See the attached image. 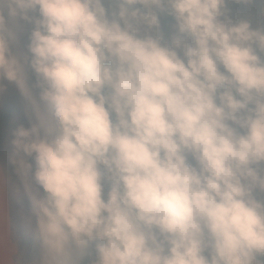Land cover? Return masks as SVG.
I'll return each instance as SVG.
<instances>
[{"label":"clouds","instance_id":"1","mask_svg":"<svg viewBox=\"0 0 264 264\" xmlns=\"http://www.w3.org/2000/svg\"><path fill=\"white\" fill-rule=\"evenodd\" d=\"M34 264H264V0H0V106Z\"/></svg>","mask_w":264,"mask_h":264},{"label":"rangeland","instance_id":"2","mask_svg":"<svg viewBox=\"0 0 264 264\" xmlns=\"http://www.w3.org/2000/svg\"><path fill=\"white\" fill-rule=\"evenodd\" d=\"M3 104H8L12 108V119L10 121V129L15 126L14 121L16 120L17 117H19L21 114L19 113L18 109V102L17 98L15 97V94H13L12 97L7 98ZM1 107V106H0ZM10 132V130H9ZM10 139V136L8 135L7 142L5 145L4 149V154L2 158L3 166L6 171L7 179H8V187H9V194L10 197L14 200H24L27 201L22 197L20 192L18 191L19 189V180L17 179H12L9 175L8 172L10 170L9 163H8V154H9V145L8 141ZM27 214H20L17 212L12 213V237L13 240L18 244L19 241L21 240H31L30 245H26L24 247V251L28 253V256L20 255L17 256L16 260L18 264H34V262L37 260L39 256V247L38 244L31 238L30 235H28L25 231L24 227V216Z\"/></svg>","mask_w":264,"mask_h":264},{"label":"water","instance_id":"3","mask_svg":"<svg viewBox=\"0 0 264 264\" xmlns=\"http://www.w3.org/2000/svg\"><path fill=\"white\" fill-rule=\"evenodd\" d=\"M18 244L12 237V211L8 179L0 163V264H18Z\"/></svg>","mask_w":264,"mask_h":264},{"label":"trees","instance_id":"4","mask_svg":"<svg viewBox=\"0 0 264 264\" xmlns=\"http://www.w3.org/2000/svg\"><path fill=\"white\" fill-rule=\"evenodd\" d=\"M12 119V108L11 106H9L8 104H3L0 107V163L3 165L2 162V158H3V154H4V149H5V145L7 142V138L9 135V130H10V121ZM10 168L8 175L12 178V179H17V176L15 175L12 166L9 164L8 166ZM10 205H11V211L13 213L17 212L20 214H24L26 212H28V202L24 201V200H14L10 197ZM31 240H21L18 242V248H19V254L20 255H24V256H28V253L24 251V247L26 245H30ZM18 255V256H20Z\"/></svg>","mask_w":264,"mask_h":264}]
</instances>
